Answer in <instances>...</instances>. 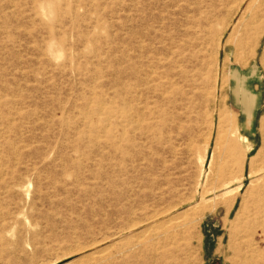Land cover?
I'll use <instances>...</instances> for the list:
<instances>
[{
    "label": "rangeland",
    "instance_id": "rangeland-1",
    "mask_svg": "<svg viewBox=\"0 0 264 264\" xmlns=\"http://www.w3.org/2000/svg\"><path fill=\"white\" fill-rule=\"evenodd\" d=\"M263 121L264 0H0V264H264Z\"/></svg>",
    "mask_w": 264,
    "mask_h": 264
},
{
    "label": "bare ground",
    "instance_id": "bare-ground-1",
    "mask_svg": "<svg viewBox=\"0 0 264 264\" xmlns=\"http://www.w3.org/2000/svg\"><path fill=\"white\" fill-rule=\"evenodd\" d=\"M235 86L233 88V94L237 103L241 104L244 108L245 114L251 120V116L257 106L258 97L254 96L250 90L246 87L245 80L241 74L234 75ZM222 93V92H221ZM224 95V94H223ZM220 101L221 110L224 108L225 97L222 96ZM219 115V114H218ZM221 115V114H220ZM264 127V121H263ZM220 136V134H218Z\"/></svg>",
    "mask_w": 264,
    "mask_h": 264
}]
</instances>
